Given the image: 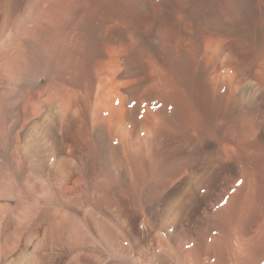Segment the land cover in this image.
<instances>
[{"label":"bare ground","instance_id":"1","mask_svg":"<svg viewBox=\"0 0 264 264\" xmlns=\"http://www.w3.org/2000/svg\"><path fill=\"white\" fill-rule=\"evenodd\" d=\"M124 1L0 0V138L20 161L23 152L28 172L19 175L22 189L8 191L28 208L10 226L0 215V230L16 237L3 263L95 264L106 253L117 264H264V125L242 130L248 77L264 86V34L239 27L254 12L264 25V0H202L217 11H183L176 0H167L174 11H127L138 0ZM17 77L7 107L1 96ZM221 107L228 124L214 125L217 144L205 153L241 164L225 196L197 211L195 231L173 243L160 231L147 245L133 235L138 256L130 263L127 220L115 219L113 207L116 191L126 196L131 186L115 187V177L144 176L132 190L140 203L148 160L181 156L191 129ZM188 166L173 163L175 174L146 197ZM81 225L91 241L75 238Z\"/></svg>","mask_w":264,"mask_h":264},{"label":"rangeland","instance_id":"2","mask_svg":"<svg viewBox=\"0 0 264 264\" xmlns=\"http://www.w3.org/2000/svg\"><path fill=\"white\" fill-rule=\"evenodd\" d=\"M128 1L130 0L124 1L122 2V4L127 6ZM175 2H176V5L183 11H187L189 9H193V11H217L216 5L204 6L203 4H201L202 0L200 1L199 0H176ZM91 4L88 3L87 6L89 8L90 7L93 8V6L96 8L95 4H92V6ZM88 7H85L83 11H88L89 10ZM127 11H174V8L172 4L167 0H138V3L134 4L133 8H129ZM251 16L248 18L247 17L245 18L246 21L242 22L239 25V27L241 26L240 27L241 29L240 28L239 29L241 30V32L244 31V33L250 30H254L258 34L260 33L259 35L261 34L263 35L264 25L261 26L262 24H260V21H258L260 20L259 18L260 15L257 14V12H254ZM161 48L163 52L168 51V49L164 45ZM248 78L249 79L247 81L250 80L251 83L250 82L246 83L245 86H249L252 93L247 94V95L245 94L244 95L245 97L244 96L243 97L246 99L242 98L243 99L242 107L244 108V109L242 108L243 109L242 113L244 114L242 115L243 128H244V129L242 128V130L245 133H246V129H249V127H252V125H254L256 122L257 123L260 122L261 124L264 125V86L260 84L256 85L252 83L255 81L252 77H248ZM18 81H19V78L17 77L10 91L8 90V92H6L8 94L5 93L7 96L4 94L1 96L3 99H5V102L7 103V107H8V103L15 102V99H16L15 91L17 90ZM245 88H248V87H245ZM11 94L13 97H11ZM226 104L228 103L226 102ZM9 106L12 107V104ZM214 107L217 108L216 106ZM223 109L221 107L219 115H218V112H216L217 109H213L212 110L213 117H212V114L211 116H209V118L212 117L211 119L209 120L207 119L206 121L202 119L203 121L200 120L199 121L200 123L197 122L196 124L197 126H195L196 128L191 129V135H192V137H190L191 146L189 145L187 147L188 149L185 148L186 150L183 149L181 156L173 157V158L166 157V156H158L156 158H153L154 160L152 159V162L148 160L147 173L145 175L146 180L144 181L145 184L143 183L140 189V193H139L140 203L138 204L134 203V193L132 190H133L134 183L135 184L138 183L139 181L138 178L144 179V176L142 175L140 176L138 174H135V175L130 174L128 175V177L127 175L121 176L123 180L121 177H118V176H117L118 178L115 177V183H116L115 187L119 188L122 183H123L122 185L128 184L132 187V188L129 187L131 190L128 191V195L126 194V196H122V195L120 196V194H118L116 191L115 193L116 202L113 207L115 219L127 220L128 226H126V231L128 233L130 232L129 236H131V239H132L131 240L132 246L131 248L130 247L128 248V252H129L128 255L130 257L129 259L131 260L130 263L133 262L132 259L134 256H138L136 254L137 252L135 251L136 242H135L133 235L139 237L140 238L139 240L142 241L143 245H144V242H146L145 245H147L151 240L154 239L157 231H160L163 237L169 239L173 243L175 237L179 236L180 234L185 233L186 230L192 229V231L193 230L195 231V226L198 220V218H196L197 211H200L199 213L204 215V211L207 207H208L207 209H210L212 207L211 206L212 204L219 202L220 198L225 196V189L229 187L230 185L229 178L237 175V170L241 168V164L240 163H236V164L235 163H223L220 160L218 161V160L209 158L205 153L207 148L217 144L215 140V136H214V131L212 129L214 125H216V123H218V121H220L222 118H223L222 124L225 126H227L228 124V120H229L228 112L226 111V109L225 110ZM254 115L256 116L255 117L256 119L253 117ZM2 126H3L2 130H4L3 133L5 137L6 136L5 134L7 133V128L5 125H2ZM210 128H211V131H209ZM180 137L181 138H179V142L177 144L181 146V148H183L184 145L182 146V144L184 142L182 141H184L185 136L183 137L180 136ZM245 143H249V142L244 140L243 144ZM4 147L6 150L4 149ZM7 147L10 149H8ZM0 149H2L0 150V153L6 157V158L4 157L5 158L4 159L3 157L1 158L0 156L1 158V162H0V189H1L0 190L1 192L0 193V215L2 216L5 215V218L7 216L6 220H4L5 218L3 219V223L5 224L9 219L10 222L8 223L10 226L11 224H13L14 219L12 218H14V214L23 213L28 208V206L22 203L24 200H22V198H20L19 196L18 197L14 196L9 199L8 191L10 189H16V188L22 189L23 187H21L18 183L19 175L22 176L23 173L25 175L28 172L25 170L24 159H23L24 154L22 151H20V154H22V160L20 161L18 159L19 152L17 153L14 145L8 143L7 139L5 138L4 139L0 138ZM184 152L187 153L186 157L188 159L185 158L186 154ZM183 158L187 161V164H189L188 166V169L190 167V170H188L189 173L178 177L174 181V183L170 185L169 188L160 192L159 196L156 197L155 199L148 197V195L146 197L148 190H151L153 195H156L158 193V190L160 189V185L164 183L168 178H171L170 176L175 174L172 169L173 163H178L180 162V159L183 160ZM21 163L22 165H20ZM8 173H10L9 175L14 173L13 177H11L12 180L6 177L8 176ZM10 182H12L13 184L12 183L10 184ZM5 190L7 191L5 192ZM14 192L13 194L15 195L16 193ZM19 200L22 202H20ZM37 207L38 205L34 204V205H31V207L29 208L36 209ZM41 209L40 208L38 209L39 212L37 214H40ZM150 209H153L154 212L150 213ZM147 222H151V225H147ZM142 223H144V225H142ZM8 229L9 228L7 229L1 228L0 230V232L2 233V234L0 233V241H1L0 242V264H4L3 263L5 261L4 254L9 247L8 245L12 246L14 242H16V237H13V233L11 231H8ZM5 232L6 234H4ZM75 238L80 241H84V240L91 241L92 239L91 234L89 233L87 226L85 225L83 226L81 225V228L79 227L78 231L76 232ZM133 244H134V247H133ZM17 252H19V250L8 255L7 260L8 259L11 260V258L13 257L16 258L18 255ZM116 261L118 262L119 259L114 258V257H109L106 253L105 254L100 253L95 260V264H117Z\"/></svg>","mask_w":264,"mask_h":264}]
</instances>
